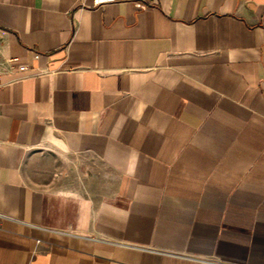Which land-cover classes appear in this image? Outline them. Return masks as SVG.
<instances>
[{"label": "crops", "instance_id": "crops-1", "mask_svg": "<svg viewBox=\"0 0 264 264\" xmlns=\"http://www.w3.org/2000/svg\"><path fill=\"white\" fill-rule=\"evenodd\" d=\"M93 1L0 0V264H264V0Z\"/></svg>", "mask_w": 264, "mask_h": 264}, {"label": "built area", "instance_id": "built-area-1", "mask_svg": "<svg viewBox=\"0 0 264 264\" xmlns=\"http://www.w3.org/2000/svg\"><path fill=\"white\" fill-rule=\"evenodd\" d=\"M114 0H94L93 1V6L92 7H99L105 3L111 2ZM137 5L141 8H147L148 5L147 4H142V3H137ZM12 61L16 64H18V66L20 67L21 70H26L27 66L25 63L20 62V58H13ZM2 86V82H1V74H0V87Z\"/></svg>", "mask_w": 264, "mask_h": 264}]
</instances>
